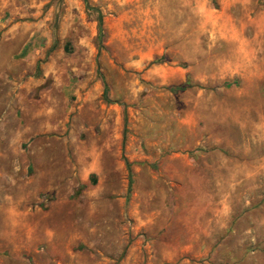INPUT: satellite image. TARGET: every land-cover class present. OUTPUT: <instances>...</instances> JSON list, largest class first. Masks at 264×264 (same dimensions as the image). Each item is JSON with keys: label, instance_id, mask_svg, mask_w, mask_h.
I'll return each instance as SVG.
<instances>
[{"label": "rangeland", "instance_id": "1", "mask_svg": "<svg viewBox=\"0 0 264 264\" xmlns=\"http://www.w3.org/2000/svg\"><path fill=\"white\" fill-rule=\"evenodd\" d=\"M87 2L0 0V264H264V0Z\"/></svg>", "mask_w": 264, "mask_h": 264}, {"label": "crops", "instance_id": "2", "mask_svg": "<svg viewBox=\"0 0 264 264\" xmlns=\"http://www.w3.org/2000/svg\"><path fill=\"white\" fill-rule=\"evenodd\" d=\"M93 230V229H92ZM48 235H53L52 232H47ZM75 253L72 245H65V248H62L60 250H57L55 252L54 249H50V247L46 248L45 251V259L49 262H53L55 264H66L65 260L72 256ZM105 264H108V262H105Z\"/></svg>", "mask_w": 264, "mask_h": 264}, {"label": "trees", "instance_id": "3", "mask_svg": "<svg viewBox=\"0 0 264 264\" xmlns=\"http://www.w3.org/2000/svg\"><path fill=\"white\" fill-rule=\"evenodd\" d=\"M83 1L85 3V6L86 7H89L87 0H83ZM102 24H103L102 23V16H101L100 12H98V30H99V36L102 35V31H103V25Z\"/></svg>", "mask_w": 264, "mask_h": 264}]
</instances>
